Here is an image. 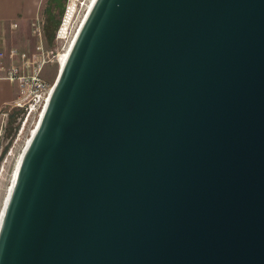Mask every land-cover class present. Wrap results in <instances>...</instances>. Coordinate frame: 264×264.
<instances>
[{
	"label": "water",
	"instance_id": "95a60500",
	"mask_svg": "<svg viewBox=\"0 0 264 264\" xmlns=\"http://www.w3.org/2000/svg\"><path fill=\"white\" fill-rule=\"evenodd\" d=\"M0 264H264V0H93Z\"/></svg>",
	"mask_w": 264,
	"mask_h": 264
},
{
	"label": "rangeland",
	"instance_id": "374dc122",
	"mask_svg": "<svg viewBox=\"0 0 264 264\" xmlns=\"http://www.w3.org/2000/svg\"><path fill=\"white\" fill-rule=\"evenodd\" d=\"M88 1L81 0L82 5L79 8L76 23H78L80 17L84 14ZM66 3L67 0H43L42 2L40 17L43 21L44 41L46 48L53 50L55 55V57L54 55H50L49 61L45 64L42 71L43 78L50 85H54L58 78L60 67L57 56L62 52L64 45L67 44V40L58 42L53 36ZM8 35L9 39L6 49H18V61L23 55H25L26 59L34 55L35 45L38 39L33 35L32 23L26 24L21 28L17 25L12 26L8 30ZM8 52L6 51V53ZM17 91L16 87L15 97L17 96ZM13 101L1 110L3 113H8L5 118L0 113V214L18 158L22 150H24V145H26L27 140L31 137L30 133L33 128V118H27L24 109L16 106Z\"/></svg>",
	"mask_w": 264,
	"mask_h": 264
},
{
	"label": "built area",
	"instance_id": "2783aa9c",
	"mask_svg": "<svg viewBox=\"0 0 264 264\" xmlns=\"http://www.w3.org/2000/svg\"><path fill=\"white\" fill-rule=\"evenodd\" d=\"M81 5V0H67L59 24L55 30L54 38L56 41L67 40L68 43L75 31V35L77 34L81 17L78 23H76V18ZM42 24L43 21L40 16L36 17L32 22L33 35L38 39L35 45V53L32 57L26 59L25 55H23L18 61V49L12 48L8 53L0 49L1 76L16 84L18 91L13 103L24 109L27 118H33V126L49 91L54 87V85H50L42 76V71L45 64L49 61L50 55H54L53 50L46 48L44 41L45 33ZM66 45H64L62 50L65 49ZM0 113L4 118L8 115V113L1 111Z\"/></svg>",
	"mask_w": 264,
	"mask_h": 264
},
{
	"label": "crops",
	"instance_id": "0c3cea01",
	"mask_svg": "<svg viewBox=\"0 0 264 264\" xmlns=\"http://www.w3.org/2000/svg\"><path fill=\"white\" fill-rule=\"evenodd\" d=\"M43 0H0V49L9 51L8 30L15 25L20 28L32 23L40 16ZM0 71V111L15 97L16 84L1 76Z\"/></svg>",
	"mask_w": 264,
	"mask_h": 264
},
{
	"label": "bare ground",
	"instance_id": "6f19581e",
	"mask_svg": "<svg viewBox=\"0 0 264 264\" xmlns=\"http://www.w3.org/2000/svg\"><path fill=\"white\" fill-rule=\"evenodd\" d=\"M92 2H93V0H89V1H88V4L86 5L87 7L85 6V7H86V10H85L84 14L82 15L81 20H80V22H79V24H78L79 28H80V26H81V24H82V22H83V20H84V18H85V16H86V14H87L86 11L88 12V10H89V8H90ZM75 33H76V31H75ZM75 33H74L73 36L71 37L70 41L67 43L65 49L62 50V52H60L59 55H58V64H59L60 69L63 67V65H64V63H65V61H66V58H67V56H68V54H69V52H70V50H71V46H72L73 40H74V38H75V37H74V36H75ZM31 134H32V132L30 133V136H31ZM30 136H29V137H30ZM29 140H30V138L27 140L26 145H24V150H25V148H26V146H27ZM24 150H22V153H23ZM22 153H21V155H22ZM21 155H20V157H21ZM20 157L18 158V161H19ZM18 161H17V163H18ZM16 165H17V164H16ZM15 168H16V167H15ZM12 178H13V176H12ZM11 182H12V181H11ZM10 185H11V184H10ZM8 188H10V187H8ZM8 191H9V190H8ZM8 191H7V193H8ZM6 196H7V194H6ZM6 196H5V197H6ZM5 199H6V198H5ZM4 203H5V200H4ZM2 210H3V209H2ZM1 213H2V212H1ZM0 216H1V214H0Z\"/></svg>",
	"mask_w": 264,
	"mask_h": 264
},
{
	"label": "trees",
	"instance_id": "16d2710c",
	"mask_svg": "<svg viewBox=\"0 0 264 264\" xmlns=\"http://www.w3.org/2000/svg\"><path fill=\"white\" fill-rule=\"evenodd\" d=\"M54 35H55V32H54ZM54 35H53V36H54Z\"/></svg>",
	"mask_w": 264,
	"mask_h": 264
}]
</instances>
